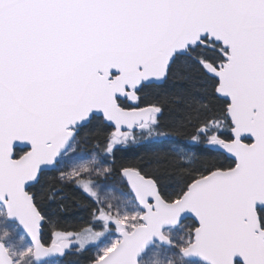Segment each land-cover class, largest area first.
Listing matches in <instances>:
<instances>
[{"label":"snow or ice","instance_id":"obj_1","mask_svg":"<svg viewBox=\"0 0 264 264\" xmlns=\"http://www.w3.org/2000/svg\"><path fill=\"white\" fill-rule=\"evenodd\" d=\"M70 255L264 264V0H0V264Z\"/></svg>","mask_w":264,"mask_h":264},{"label":"trees","instance_id":"obj_2","mask_svg":"<svg viewBox=\"0 0 264 264\" xmlns=\"http://www.w3.org/2000/svg\"><path fill=\"white\" fill-rule=\"evenodd\" d=\"M150 147H151L150 145H143L140 147H135V148L129 149L127 152L117 153V160L119 162L132 163L139 156L145 154ZM89 148L91 149L90 145H89ZM51 175H54V173H52ZM177 188H178V185H177V182L175 180H169L166 182V190L169 193L177 190ZM63 263L64 264L65 263L66 264H86V256L70 255L64 259Z\"/></svg>","mask_w":264,"mask_h":264},{"label":"flooded vegetation","instance_id":"obj_3","mask_svg":"<svg viewBox=\"0 0 264 264\" xmlns=\"http://www.w3.org/2000/svg\"><path fill=\"white\" fill-rule=\"evenodd\" d=\"M81 147L82 148H84L85 150H91L90 148H89V145H87V144H85V145H81ZM189 223H191V221H189Z\"/></svg>","mask_w":264,"mask_h":264},{"label":"rangeland","instance_id":"obj_4","mask_svg":"<svg viewBox=\"0 0 264 264\" xmlns=\"http://www.w3.org/2000/svg\"><path fill=\"white\" fill-rule=\"evenodd\" d=\"M64 264V263H63ZM66 264V263H65Z\"/></svg>","mask_w":264,"mask_h":264}]
</instances>
